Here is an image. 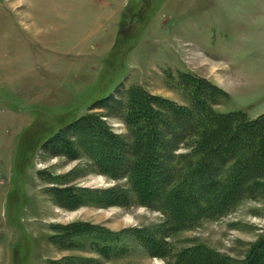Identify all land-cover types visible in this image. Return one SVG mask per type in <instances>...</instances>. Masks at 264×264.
Segmentation results:
<instances>
[{"label":"rangeland","instance_id":"obj_1","mask_svg":"<svg viewBox=\"0 0 264 264\" xmlns=\"http://www.w3.org/2000/svg\"><path fill=\"white\" fill-rule=\"evenodd\" d=\"M187 78L215 116L261 126L258 144L264 0H0V264L193 263L194 248L244 264L264 239V190L200 214L236 174L232 156L183 192L199 220L175 230L161 208L203 152L172 113L193 105ZM136 90L144 145L125 120ZM141 151L153 195L129 173Z\"/></svg>","mask_w":264,"mask_h":264},{"label":"trees","instance_id":"obj_2","mask_svg":"<svg viewBox=\"0 0 264 264\" xmlns=\"http://www.w3.org/2000/svg\"><path fill=\"white\" fill-rule=\"evenodd\" d=\"M183 84L185 88L193 92V96L190 98L193 105L189 109L179 107L172 113L176 116L177 124L183 127V129H186L185 131L188 133L186 139L194 137L193 143L203 152L202 156H200L196 162L198 168L195 170L192 167L187 169L184 167L181 169L182 172L180 177L183 179L176 185L168 188V191L166 190V194H169L167 195L169 199L174 197L178 198L177 202H168L167 199L165 206L161 207L169 214L168 216L175 230L184 229L187 224H192L194 221H197V217L198 220L200 219L199 214L196 213L192 215V210L195 208L194 205H197L198 202L195 203L194 199L183 195V192L185 190L187 192L192 191V188L196 187L197 180L195 176L202 174V170L207 171L206 164H209V160L211 159L218 164L220 159L224 160V156L222 155L227 153L238 162L237 171L236 174L230 176L228 185L223 186L227 193L224 191L223 193L209 196L207 198V203L211 208L200 214L215 215L226 213L240 200L243 193L246 192V189L253 191L255 188L261 187V189L264 190V130L260 132L261 137L257 145L249 142V139L257 134V129L259 130L262 127L256 126L253 123L245 124V122L243 123L237 119H232V116H215L207 105L205 97L200 96L202 90L200 83L191 78H187L185 83L182 82V85ZM130 94L126 103L127 115L125 116V120L132 126H135L134 129L135 132H137L135 136L136 140L141 145L148 144V142L143 139L146 138V135L143 134L141 129L143 128L142 123L146 122L143 116L148 114L146 111L149 110V106L145 104V97L138 90L131 91ZM236 122H238V125H236ZM143 152H139V157H136L137 161H139L132 165L131 171L129 172L131 175L133 174V176L137 175V178H140L138 173H140V171L144 172L147 164H149L148 159L150 160V158L145 155V162L139 164L140 159L143 158ZM227 154L225 157L228 156ZM138 164L139 166H137ZM215 175L216 172L213 174L212 178H214ZM140 179L143 180L142 185L140 184L141 190L143 188L146 190L145 193L153 195L151 192L152 190L153 192L155 191L153 187L159 182V178L158 180L154 179L153 175L141 177ZM221 184L220 182H215L214 186L221 187ZM135 186L137 188L138 185ZM161 188H163V186ZM161 188L159 187V189ZM233 191H235V193H231ZM140 198H142L141 195ZM196 210L199 211L202 209ZM196 250L198 249L194 248L191 250L193 263H191L192 261L188 258V252L184 251L181 253L182 255L180 254L181 256H178L175 264H209L212 262V260L202 261L199 254H196ZM251 255L252 256L247 258L244 264H264V239L253 249ZM218 264H228V260H222L221 263Z\"/></svg>","mask_w":264,"mask_h":264}]
</instances>
